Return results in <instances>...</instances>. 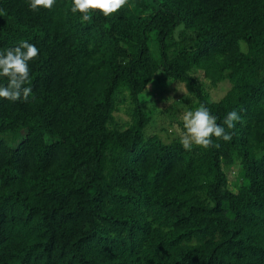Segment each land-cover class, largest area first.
Returning <instances> with one entry per match:
<instances>
[{"label": "trees", "instance_id": "16d2710c", "mask_svg": "<svg viewBox=\"0 0 264 264\" xmlns=\"http://www.w3.org/2000/svg\"><path fill=\"white\" fill-rule=\"evenodd\" d=\"M129 5L81 22L72 0H0V52L39 49L29 100L0 98V264H264V0ZM160 82L218 124L237 111L232 140L188 151L146 135Z\"/></svg>", "mask_w": 264, "mask_h": 264}, {"label": "clouds", "instance_id": "9594fccd", "mask_svg": "<svg viewBox=\"0 0 264 264\" xmlns=\"http://www.w3.org/2000/svg\"><path fill=\"white\" fill-rule=\"evenodd\" d=\"M55 3L56 0H29L32 11L40 8L51 10ZM125 6H130L129 0H72L71 12L79 13L81 22H87L91 19V12L98 11L109 17ZM38 55L37 46L28 41H21L17 46L0 52V77H6L8 80L6 86H0V98L11 102L29 100L32 88L25 86L30 83L29 62ZM181 120L183 131L180 133L179 142L185 150L191 151L193 145L202 149L219 148L218 143L214 144L213 137L230 142L233 133L226 131V128L235 129L236 122L241 121V116L232 110L226 114L222 124H218L217 117L212 115L204 104H200L194 110L184 112Z\"/></svg>", "mask_w": 264, "mask_h": 264}, {"label": "rangeland", "instance_id": "374dc122", "mask_svg": "<svg viewBox=\"0 0 264 264\" xmlns=\"http://www.w3.org/2000/svg\"><path fill=\"white\" fill-rule=\"evenodd\" d=\"M198 78L206 87L208 86V82L202 75L199 74ZM229 88L230 86L226 82L217 89L210 90L212 100L214 102L219 101ZM169 98H171L170 101L168 100ZM143 100L148 110L153 112L152 121L145 130L146 135L157 134L166 143L179 140L183 127L178 125L177 122H182V114L194 105V98L189 95L185 85H168L165 82L151 85L145 92ZM119 101V111L115 114V118L121 126L126 128L131 122L132 106L128 95L121 96ZM2 138L9 141L11 145H15L16 141H18L11 134L3 135ZM238 170L239 168L235 167L229 171L228 175L231 181L237 179Z\"/></svg>", "mask_w": 264, "mask_h": 264}]
</instances>
